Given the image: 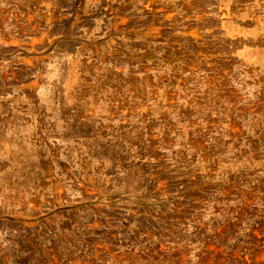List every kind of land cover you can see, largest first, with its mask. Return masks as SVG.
Masks as SVG:
<instances>
[{"label": "rangeland", "instance_id": "374dc122", "mask_svg": "<svg viewBox=\"0 0 264 264\" xmlns=\"http://www.w3.org/2000/svg\"><path fill=\"white\" fill-rule=\"evenodd\" d=\"M0 264H264V0H0Z\"/></svg>", "mask_w": 264, "mask_h": 264}]
</instances>
